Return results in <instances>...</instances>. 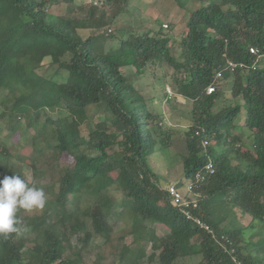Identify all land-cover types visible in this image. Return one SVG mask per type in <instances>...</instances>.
Wrapping results in <instances>:
<instances>
[{
	"label": "trees",
	"instance_id": "1",
	"mask_svg": "<svg viewBox=\"0 0 264 264\" xmlns=\"http://www.w3.org/2000/svg\"><path fill=\"white\" fill-rule=\"evenodd\" d=\"M111 5L121 7L107 16ZM52 6L62 12L48 13ZM127 6L128 0H0V91L5 92L0 117L10 129L23 119L35 128L33 141L43 139L57 155L74 158L73 167L49 186L50 198L40 214L23 216L18 210L22 231L0 236V264H74L64 255L67 238L83 234L78 237L82 247L94 235L108 239L112 227L103 209L95 201L86 208L80 205L92 184L105 192L113 185L126 199L119 213L130 224L133 246L119 253L120 264H264V0H211L190 11L176 40V56L172 38L156 32H131L117 48L101 51L91 35L79 34L80 29L111 24ZM250 47H256L260 57L251 54ZM45 59L56 65L50 74L36 71ZM227 59L244 65L230 70ZM257 59L259 67L253 65ZM159 62L175 74L174 91L169 97L165 92V99L191 101L184 132V180L208 161L215 168L201 186L198 205L186 209L213 233L171 205L167 185L160 186V175L151 165L152 155L167 147L169 133L161 128L162 116L149 109L122 69L130 67L138 75ZM218 71L222 79L217 81L230 78L232 97L240 98L242 106L214 110L221 89L207 94L206 87L216 81ZM90 106L104 108L107 116L88 138H79L78 126L88 118ZM58 107L67 114L52 119L47 110ZM241 107L252 136L248 151L241 149L240 136L231 133ZM44 112L45 122L39 125ZM203 140L208 144L203 146ZM114 142L121 154L116 159L108 152ZM6 152L0 143V178L18 173L4 159ZM108 172L115 176L107 180ZM106 198L111 204V197ZM217 204L250 215V223L226 230L213 207ZM146 222L160 223L166 232L158 235ZM119 263L98 257L91 264Z\"/></svg>",
	"mask_w": 264,
	"mask_h": 264
},
{
	"label": "rangeland",
	"instance_id": "2",
	"mask_svg": "<svg viewBox=\"0 0 264 264\" xmlns=\"http://www.w3.org/2000/svg\"><path fill=\"white\" fill-rule=\"evenodd\" d=\"M90 0H74L75 4L88 2ZM211 0H128V6L114 16L111 24L105 25L99 30L80 29L79 34L83 37L92 36L93 44L97 51L102 49H115L119 46V41L125 38L129 33L152 32L157 35L172 38L171 50L176 56L179 52L177 47V38L183 32L186 25L189 12L197 9L202 4L205 5ZM181 3V4H180ZM106 9L107 16L114 15L121 5L109 6ZM62 9L52 6L48 13L59 14ZM166 23L167 28L162 24ZM56 65H51L49 59H45L42 65L36 67V71L43 74H50L55 70ZM129 82L142 93L149 109L156 111L162 116V130H168L169 135L165 136L168 141L167 147L158 150L151 157V165L155 172L160 175V186L165 187L170 182L178 185L183 182L180 189L182 195L188 191V180H184L182 170V158L185 155V138L184 132L190 123L191 101H186L183 97L176 96L172 99H165L166 86L174 91V70L164 62H159L154 68L149 65L141 74L134 73L132 68H123ZM221 89V98L217 101L214 110H218L226 105H241L240 98H233L231 94V79H223L219 82ZM5 92L0 91V101L3 99ZM242 106V105H241ZM3 105L0 103V112ZM52 119L66 115L64 108H56L54 111L47 110ZM107 112L102 107L90 106L88 108V118L82 122L77 129L76 136L79 138H88L89 132L95 127L97 122L105 120ZM245 110L241 107L237 118L234 121L236 127L231 130L232 134L240 136L241 149L248 151L252 140L251 132L244 126ZM34 117L33 113L30 116ZM46 119V113H41L38 117L39 125L43 124ZM7 119L0 117V143L4 144L7 152L4 159L9 162L22 178L29 183L42 187L50 198L49 186L55 183L66 169L73 167L74 158L67 153L57 155L53 148L47 146L43 139L33 141L35 128L28 127L23 119L14 128L10 129L6 123ZM108 130H112L110 123L107 122ZM53 127V125H52ZM50 125H46V132L50 130ZM229 139V137H228ZM55 139L50 140L54 145ZM85 150V146H81ZM111 158L121 156L117 142L108 149ZM33 168H36L34 170ZM106 179H112L114 172L106 173ZM110 196V204L106 198ZM126 199L115 186L110 185L107 192L92 184L84 194L81 201V207L86 208L92 201H95L107 216L108 222L112 227L109 238L98 235L93 236L90 243L82 247L83 234L72 236L64 241V255L74 264H91L96 258L100 257L104 263H119V253L125 246H133L132 235L130 234V224L122 217L120 211L125 208ZM170 201V199H169ZM218 215L223 217V227L227 230L233 227H244L251 221L248 214H240L238 210L234 212L231 208L224 207L221 204L213 206ZM43 210V209H42ZM42 210H24L21 209L23 216L40 214ZM235 213V214H234ZM219 216V217H220ZM146 225L155 229L158 235L166 232V228L160 223H147ZM259 226V225H258ZM258 226L255 227L258 228ZM27 237H31L27 235ZM255 240V238H254ZM27 244V243H26ZM30 243L28 242V245ZM79 252L78 253H76ZM191 260V258L187 259ZM196 259H194L195 261ZM120 264V263H119ZM145 264V263H140Z\"/></svg>",
	"mask_w": 264,
	"mask_h": 264
},
{
	"label": "clouds",
	"instance_id": "3",
	"mask_svg": "<svg viewBox=\"0 0 264 264\" xmlns=\"http://www.w3.org/2000/svg\"><path fill=\"white\" fill-rule=\"evenodd\" d=\"M47 204V195L42 187L30 184L19 173L0 178V236L7 237L22 231L17 217L19 209L42 210Z\"/></svg>",
	"mask_w": 264,
	"mask_h": 264
},
{
	"label": "built area",
	"instance_id": "4",
	"mask_svg": "<svg viewBox=\"0 0 264 264\" xmlns=\"http://www.w3.org/2000/svg\"><path fill=\"white\" fill-rule=\"evenodd\" d=\"M98 0H93V2L96 4ZM163 27L167 28V24L164 23L162 24ZM249 52L253 55H256L257 57H260V55L258 54V49L256 47H250L249 48ZM258 59L256 60V62L253 64L255 67H259L261 64H257ZM243 63H236L234 61H232L231 59H227V68H229L230 70H234L237 67L241 68L243 67ZM222 73L220 71L216 72V81L213 84H210L206 87V93L210 94L212 92H214L219 86V81L217 80H221L222 78ZM166 93L169 95H171L172 91L170 90V88L168 86H166ZM196 134H198V132H196ZM203 146L208 144L207 140H203L202 141ZM215 171V168L213 166V164L211 163V161H208L205 166L198 170L192 179L188 180V191L187 193H184L182 195V190L180 189V187H178L176 184H173L172 182H170L167 186H166V190H167V194L170 198V203L172 206H175L179 209L182 210L183 214H185L187 219H193V221L202 229L206 230L209 233H213V231L211 230L210 226L204 222L201 218H198L194 215H191V213L189 211H187L186 209L189 207H196L198 205V201L197 198H199V196L201 195L199 193L201 186L205 183L206 179L212 175ZM214 237V236H213Z\"/></svg>",
	"mask_w": 264,
	"mask_h": 264
}]
</instances>
